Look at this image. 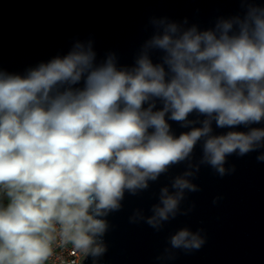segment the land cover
Returning a JSON list of instances; mask_svg holds the SVG:
<instances>
[{
    "label": "clouds",
    "instance_id": "clouds-1",
    "mask_svg": "<svg viewBox=\"0 0 264 264\" xmlns=\"http://www.w3.org/2000/svg\"><path fill=\"white\" fill-rule=\"evenodd\" d=\"M240 3L242 16L204 31L152 18L155 32L132 65L118 66L112 53L98 61L89 42L24 75L0 71V264H47L57 242L95 264L106 251L104 217L121 210L125 191L148 189L198 142L200 164L220 177L235 172L224 166L233 154L259 152L264 162V127H253L264 123V6ZM168 121L200 126L176 136ZM213 123L248 130L213 134ZM189 168L171 192L160 190L150 216L137 209L129 223L159 232L187 215L186 193L200 191L190 179L199 165ZM205 242L182 228L158 259Z\"/></svg>",
    "mask_w": 264,
    "mask_h": 264
},
{
    "label": "water",
    "instance_id": "water-1",
    "mask_svg": "<svg viewBox=\"0 0 264 264\" xmlns=\"http://www.w3.org/2000/svg\"><path fill=\"white\" fill-rule=\"evenodd\" d=\"M255 2L264 6V0ZM244 11L240 0H0V71L24 75L40 63L63 57L76 43L89 42L98 61L112 53L118 66L132 65L155 32L152 18L167 17L182 29L196 26L204 31ZM159 55H153L154 62ZM188 119L203 117L192 114ZM168 122L176 136L200 126ZM212 127L213 134L248 130H221L214 123ZM259 154L226 157L225 168L234 166L235 172L220 177L211 166L200 164L198 142L188 160L149 181L148 189L136 195L125 191L121 210L104 217L109 225L101 238L106 251L95 264H264V162L257 161ZM189 164L199 165L190 179L200 191L186 193L180 208L187 215H178L159 232L143 221L129 223L134 210L150 216L160 190L169 187L171 192L174 178L193 170ZM182 228L199 231L205 244L188 253L175 250V259H158L165 256L170 236ZM81 264H94V259L88 256Z\"/></svg>",
    "mask_w": 264,
    "mask_h": 264
},
{
    "label": "built area",
    "instance_id": "built-area-1",
    "mask_svg": "<svg viewBox=\"0 0 264 264\" xmlns=\"http://www.w3.org/2000/svg\"><path fill=\"white\" fill-rule=\"evenodd\" d=\"M84 258V254L74 250L71 244L61 245L57 242L53 245V254L47 264H81Z\"/></svg>",
    "mask_w": 264,
    "mask_h": 264
}]
</instances>
